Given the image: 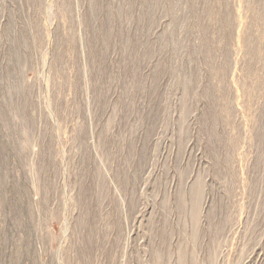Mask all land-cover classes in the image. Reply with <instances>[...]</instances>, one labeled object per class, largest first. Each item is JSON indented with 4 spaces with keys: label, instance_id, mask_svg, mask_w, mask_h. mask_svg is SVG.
Returning a JSON list of instances; mask_svg holds the SVG:
<instances>
[{
    "label": "rangeland",
    "instance_id": "obj_1",
    "mask_svg": "<svg viewBox=\"0 0 264 264\" xmlns=\"http://www.w3.org/2000/svg\"><path fill=\"white\" fill-rule=\"evenodd\" d=\"M0 264H264V0H0Z\"/></svg>",
    "mask_w": 264,
    "mask_h": 264
}]
</instances>
